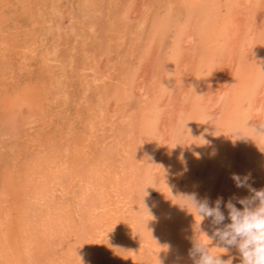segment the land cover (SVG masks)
<instances>
[{"label": "rangeland", "instance_id": "obj_1", "mask_svg": "<svg viewBox=\"0 0 264 264\" xmlns=\"http://www.w3.org/2000/svg\"><path fill=\"white\" fill-rule=\"evenodd\" d=\"M166 1L0 0V112L7 105L14 115L0 121V264H194L200 218L179 206L181 196L222 199L229 223L227 202L242 209L238 199L251 194L233 177L264 188V137L249 128L264 117V101L255 108L264 98V16L262 37L241 51L242 71L204 113L196 100L214 81L210 64L221 63L223 24L210 18L180 75L190 11ZM138 75L146 87L132 95ZM178 98L170 135L163 100ZM203 228L213 252L241 264L237 249L214 248L209 220Z\"/></svg>", "mask_w": 264, "mask_h": 264}, {"label": "bare ground", "instance_id": "obj_2", "mask_svg": "<svg viewBox=\"0 0 264 264\" xmlns=\"http://www.w3.org/2000/svg\"><path fill=\"white\" fill-rule=\"evenodd\" d=\"M181 1V0H180ZM183 3L187 4V6L189 7V19H188V24L184 25V35L181 36L182 41V51L180 52L179 57V62H178V72L180 73V75H182V73H186V71H188L189 69V65H190V59L193 56L196 47L198 46V44L200 43L199 41V37L202 36L200 35V32H202L204 26L206 24L209 23V20L211 18V20L213 21L214 25H221L222 26V42L223 44L221 46H223V52H222V57H221V63L219 66H215V64H210L211 67L210 69L207 70V74L208 75H214V81L211 85L208 86L207 90L204 91L203 94H201L199 97L197 98V102L198 104L201 106L200 109L205 110L204 113H211V109L215 108V106L219 105L220 100L223 98V96L225 95L226 92V88H225V84H226V79L230 76V74L232 73V71H235V69L237 68L238 70V66L241 60V51H243L244 48L247 47V49L253 45V43L256 40H259L258 37H262L260 36L261 33V27H262V20H263V16H264V0H211L212 2V6L213 9L215 8L216 14H214V16L211 15V12H209V7L204 3V0H182ZM209 1V0H208ZM206 1V2H208ZM210 1L208 2L209 5L211 3ZM166 3H171L170 0H167ZM172 4V3H171ZM109 7V6H108ZM169 10L172 11L173 6L170 5ZM170 11V12H171ZM212 11V10H211ZM215 11V10H214ZM55 12V11H54ZM56 13V12H55ZM57 14V13H56ZM172 14V13H171ZM213 17V18H212ZM221 19H220V18ZM220 22V23H219ZM51 23V22H50ZM185 23V22H184ZM57 26V24H56ZM54 27V26H53ZM58 27V26H57ZM264 27V25H263ZM262 27V29H263ZM217 26H215V30L213 29V32H211V35H218L220 36V30L217 31L216 30ZM217 39V38H216ZM219 39V38H218ZM217 39V40H218ZM158 42V41H157ZM258 42V41H257ZM261 42V41H259ZM214 44V43H213ZM264 44V43H263ZM209 45V44H208ZM255 45V44H254ZM262 46V44H261ZM211 48V47H210ZM217 49V48H216ZM212 50V49H211ZM148 51V50H147ZM202 52V51H201ZM212 53V52H211ZM219 53V52H218ZM217 53V55H218ZM157 54L156 48L154 49V51L152 52V54L150 55L151 57L148 58V61H146V65L144 70L146 69H150V65L153 63L154 61V55ZM213 55V54H212ZM210 56V55H209ZM208 56V57H209ZM221 56V54H220ZM264 56V55H263ZM175 58V57H174ZM204 59V58H203ZM264 59V58H263ZM220 61V59H219ZM259 61V59H258ZM264 61V60H263ZM168 65V64H167ZM243 65V64H242ZM152 66V65H151ZM174 66V65H173ZM201 66V65H200ZM153 67V66H152ZM216 67V68H215ZM250 67V66H249ZM262 67V66H261ZM202 68V67H201ZM241 68V69H240ZM239 69L242 71V67H240ZM244 68V67H243ZM152 69V68H151ZM154 69V67H153ZM152 69V70H153ZM206 70V67L204 68ZM11 70V69H10ZM145 70V71H146ZM173 70V69H172ZM203 70V69H201ZM239 71V70H238ZM140 72V71H139ZM148 72V71H147ZM145 72V73H147ZM244 72V71H243ZM152 73V72H151ZM171 73V72H170ZM137 74V73H136ZM141 74V73H140ZM144 74V73H143ZM207 75V76H208ZM235 75V74H234ZM249 75V74H248ZM139 76V75H138ZM149 76V75H148ZM155 76V75H154ZM178 76V74H177ZM199 76V80L202 81V79L204 78V72L203 71H199L198 73ZM150 77V76H149ZM182 77V76H181ZM152 79V77H150ZM149 78V79H150ZM198 78V77H197ZM196 78V79H197ZM201 78V79H200ZM146 77L142 75L137 77L135 79V85L130 86L131 90L130 92L137 94L139 93H143L145 87H146ZM180 79V78H178ZM189 79V78H188ZM205 79V78H204ZM203 79V80H204ZM207 79V78H206ZM213 79V78H211ZM190 80V79H189ZM152 81V80H151ZM212 81V80H211ZM203 82V81H202ZM62 83V82H61ZM99 83V82H98ZM120 83V82H119ZM149 83V82H148ZM194 83V82H193ZM196 83V82H195ZM209 83V82H208ZM208 83L205 85L207 87ZM211 83V82H210ZM125 85V84H124ZM126 86V85H125ZM162 86V85H161ZM190 86V85H189ZM116 87V86H115ZM123 87V86H122ZM129 87V85L127 86ZM179 87V86H178ZM127 89V88H126ZM185 89V88H184ZM138 90V92L136 93V91ZM117 91V90H116ZM187 92V89L185 90ZM128 92V91H127ZM186 92L183 91V93L186 95ZM194 92V91H193ZM117 94V93H116ZM131 95V96H132ZM143 95V94H142ZM147 97L149 96L147 93L145 94ZM183 95V94H182ZM191 95V94H190ZM220 97V98H219ZM182 98V96H181ZM3 100V99H2ZM5 100V99H4ZM181 99L178 98L177 101L173 102V103H168L166 102V100H163V103L166 105V112L165 115L163 114V118H165V124L168 125L165 129V133L167 132L168 134L171 135L170 131L172 132V127H171V123H173L176 118L178 117V111L180 108V105L182 104ZM162 101V100H161ZM169 101V100H168ZM264 98L262 96V98L257 102L258 104L256 105V109L257 110H261L262 108V104H263ZM150 102V101H149ZM2 104V103H1ZM4 105V104H3ZM168 105V107H167ZM7 105H4L3 110L0 112V121L1 123H8L10 125V121L13 120L12 117H14V115H12L8 110H12L7 108ZM178 109V110H177ZM155 110V109H154ZM211 110V111H210ZM198 111V110H197ZM255 110H253L254 112ZM12 112V111H11ZM15 113V117H18V115H21V110H16L13 111ZM24 112V111H23ZM26 112V111H25ZM202 113V110H201ZM259 113V112H258ZM142 114V113H141ZM200 115V114H199ZM250 115V114H249ZM15 120V119H14ZM7 121V122H6ZM168 121H170V127H169V123ZM13 122V121H11ZM141 123V122H140ZM16 125V124H14ZM17 126V125H16ZM95 126V124H94ZM91 127V126H90ZM10 129H13V125L11 123V126L9 127ZM94 129V128H93ZM97 132V130L95 131ZM96 134V133H95ZM94 135V134H93ZM160 138V137H159ZM157 139V138H156ZM163 140V139H161ZM164 141V140H163ZM165 143V141H164ZM126 148V147H125ZM165 149V144L162 145V148L160 150V152H158L159 154L157 155L158 158L155 159L157 162V165H161L162 161L164 160V150ZM156 151V150H155ZM167 152V151H166ZM168 154V153H167ZM156 155V154H155ZM90 156V155H89ZM61 161V160H60ZM59 161V162H60ZM52 163V162H51ZM96 163V162H95ZM60 164V163H59ZM164 164V163H163ZM58 165V163H57ZM98 166V165H97ZM95 166V168L97 167ZM63 168V167H62ZM66 168V166L64 167ZM56 170V168H55ZM58 170V169H57ZM69 170V169H68ZM92 171V170H91ZM103 171V170H102ZM101 171V172H102ZM105 172V170H104ZM57 175V174H55ZM54 175V176H55ZM53 176V178L55 179V177ZM75 176V175H74ZM100 176V175H99ZM61 177V176H60ZM110 177V176H108ZM120 177V176H119ZM34 178V177H33ZM58 178V177H57ZM163 178V177H162ZM29 179V178H28ZM61 179V178H60ZM97 179V178H96ZM110 180V179H109ZM114 180V179H113ZM56 181V180H55ZM111 181V180H110ZM125 181V180H124ZM89 184L91 185L93 182V178H90V180L88 181ZM106 182V181H105ZM53 184V183H52ZM58 184V183H57ZM63 183H61L62 185ZM87 185V186H88ZM93 185V184H92ZM105 185V184H104ZM112 186V185H111ZM119 186V185H118ZM90 187V186H89ZM88 187V188H89ZM95 187V186H94ZM105 187V186H104ZM116 187V186H115ZM118 188V187H116ZM82 189V188H81ZM103 189V188H101ZM128 190V189H127ZM81 193V192H80ZM110 196V195H109ZM82 201V200H81ZM87 211V210H86ZM71 219V218H70ZM86 219V218H85ZM77 221V220H76ZM91 221V220H90ZM89 221V222H90ZM93 222V221H92ZM58 224V223H57ZM94 224V223H93ZM96 224V223H95ZM78 226V225H77ZM101 229V228H100ZM204 233H206L207 235L209 234V229L205 230V228H203L202 230ZM92 234V233H91ZM128 235V234H127ZM202 240H206V236L201 235L200 237ZM208 241V240H207Z\"/></svg>", "mask_w": 264, "mask_h": 264}, {"label": "clouds", "instance_id": "obj_3", "mask_svg": "<svg viewBox=\"0 0 264 264\" xmlns=\"http://www.w3.org/2000/svg\"><path fill=\"white\" fill-rule=\"evenodd\" d=\"M255 120L258 124L248 127L257 138L264 137V117ZM235 133L242 134L239 130ZM242 136L248 137L244 134ZM233 179L238 188H247L251 194L238 199V203L243 205L242 209L237 208L232 200L227 202L225 207L229 223H225L222 199H217L215 205L210 206L207 199L200 200L195 193L181 196L179 206L190 213L194 211L195 216L200 218L189 253L194 264H232L231 258L222 259V253L218 255L213 252V248L200 238L203 235L210 240L201 229L204 220H209L214 228L213 238L218 242L215 249H223V254H227L230 249L235 248L240 253L241 264H264V188L259 190L252 188L249 184L250 177L234 176Z\"/></svg>", "mask_w": 264, "mask_h": 264}]
</instances>
